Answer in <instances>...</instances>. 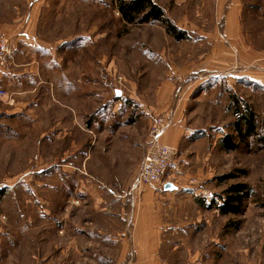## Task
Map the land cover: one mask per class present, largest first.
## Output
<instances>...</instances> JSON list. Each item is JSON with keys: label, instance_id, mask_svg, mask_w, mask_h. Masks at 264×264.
<instances>
[{"label": "rangeland", "instance_id": "rangeland-1", "mask_svg": "<svg viewBox=\"0 0 264 264\" xmlns=\"http://www.w3.org/2000/svg\"><path fill=\"white\" fill-rule=\"evenodd\" d=\"M220 1L180 0L179 6L176 0H161L175 20L185 13L187 24L201 31L215 27L222 9ZM245 3H240L239 10L249 4L251 8L247 10L250 13L245 9L244 15L239 13V35L234 40L240 49L245 44L251 48L244 51L245 65L238 66L239 70L258 64L264 58V0H245ZM42 15H51L57 23L58 28L52 36H58L59 42L69 41L77 34H88L83 53L78 52V48L67 50L63 47L65 50H59L58 55L59 71L64 68L72 78L80 74L78 62L81 57L84 56V60L88 58L89 65H84V72L89 69L90 103L87 131L72 133L71 123L65 115L59 117V129L53 133L51 141L41 139L49 133L34 134L35 138L38 137L37 143L47 148L52 145L58 155L57 161L62 163L60 161L71 147V141H79L81 133L86 134L89 147L94 152L90 164L93 173L86 176L92 187H102L103 179L98 176H111L113 171L106 174L98 172V150L102 164L108 161V166L123 165L122 170L124 174L127 171L130 181L127 186H132L147 151L152 128L148 113L153 111L155 116H171L173 123L167 132L181 119L184 127L175 129L181 137L175 145L177 147L173 148L176 154L164 178L166 184H173L176 190L170 193L173 196L170 200L164 201L167 210H162L163 218L157 208L154 218L157 220L159 215V219L169 227L186 226L192 222L198 224L178 230L176 235L164 236L176 242V246L170 247L177 249L169 260L162 256L159 264H264V85H251L245 83L246 80H240L242 84L238 81L233 83L227 78L206 84L199 80L172 84L169 73L172 67L177 69L178 50L187 48L191 55L194 54V60H198L196 55L209 51L208 41L212 38L178 42L168 35L162 24H127L117 9V0H47ZM260 52L262 54L258 57ZM234 97L239 105L233 104ZM64 104L59 103V112L68 111L72 115V110ZM243 104L254 111L258 134L246 142L236 138L237 148L226 151L220 146V138L227 134L235 135L233 125L238 120L235 112L238 106L243 108ZM160 109L163 111L159 112ZM25 124H29V120L20 118L16 130L20 128L22 131ZM198 131L200 133H196ZM14 134L8 133L7 137H14ZM166 134L162 139L164 146ZM29 135L20 133L15 138L24 139ZM113 142H118L114 145L116 148H111ZM122 142L129 143L130 148H122L119 145ZM101 144L103 147L99 149ZM40 149L43 150L42 147ZM110 151L112 153L107 157ZM46 155L42 164L34 162L27 168L35 172L46 170L44 162L50 158L49 154ZM64 165L57 168L58 174L54 178L48 175V170L35 175L32 180L0 181L4 184L19 183L18 187H26L30 195L22 193L25 195L23 212L19 209L22 205L18 203L22 191L16 195L12 188L0 186V189H5L0 196V264H144L136 260H115V256L107 251L111 247L100 245L103 236L99 234L103 229L99 231L89 219H85L82 211L76 209L82 202L73 205L71 195L67 194V190L75 192L82 187L84 175L75 178L74 182L67 181ZM230 173L236 178L225 183L217 180ZM104 179L106 184V179L112 181ZM234 184H245L250 189L241 215L222 216L217 210L198 204V199L209 204ZM149 187L161 191L165 188ZM28 201L35 208L29 206ZM38 202L42 208H37ZM123 221H115L116 228L104 231L121 241H128L133 229H126L127 223ZM94 222L103 221L97 219Z\"/></svg>", "mask_w": 264, "mask_h": 264}, {"label": "crops", "instance_id": "crops-1", "mask_svg": "<svg viewBox=\"0 0 264 264\" xmlns=\"http://www.w3.org/2000/svg\"><path fill=\"white\" fill-rule=\"evenodd\" d=\"M45 2L47 0H0V40H8L11 46L10 55L5 64L0 66V87L6 90L12 98L10 103L0 102V181L9 182V180L17 179L22 182V179L25 178L32 180L35 175L46 173L48 170L50 171L48 175L54 178L58 174L57 168L65 164L63 171L67 181L74 182L75 178L82 177L81 174L84 175L81 179L84 180L81 188L78 187L75 192L67 190V194L71 195V202L73 205L76 202H82L76 206L79 207L76 209H80L84 218L89 219L99 231L103 229L100 234L98 233L103 236V240H100L99 243L104 248L111 247H108L107 251L110 255L115 256V260H136L137 262H144V264H150V262L159 264L164 255V260H169L171 254L177 249V247L171 248L170 245L176 246L177 243L164 236L176 235L178 230H184L187 226L195 227L198 224L192 222V224L187 223L186 226L169 227L168 224L165 226L166 223L159 219V215L155 220V209L157 208V212H161L160 214L164 208L167 210L164 201L173 197L170 194L173 191H166L165 188L161 191L147 186L138 194L131 193L129 190L131 184L127 186L130 181L126 176L127 171L124 174L122 170L123 165L109 164L110 168L106 164L108 161L105 159V153L103 156L104 162H106L102 164L100 162V160L102 161L100 150H98V172L106 174V172L113 171H111V176L98 177L103 180L109 178L112 181L106 179L108 183L106 184L105 181L99 179L103 182V184L100 183L102 187L97 189L92 187L86 176L93 173L90 164L94 152L89 147V136L86 134L81 133V140L79 141L77 139L71 141V147L67 149L66 156L60 161L62 163L57 161L58 155L52 145L47 148V146H40V143H37L38 137L35 138L34 134L49 133V136L45 135L41 139H47L50 142L54 136L53 133L59 129V117L65 115L71 123L72 133L79 134L80 130L82 132L87 131L86 123L90 103L89 69L84 72V65H89L88 58L84 60V56L81 57L78 62L80 74L72 78L69 76L71 74H68L64 68L59 71L58 55L61 49L63 51L78 48V52L84 51L86 48L84 41H86L88 34H77L69 41L59 42L58 36L55 34L52 36V32L58 28L57 23L52 20L51 15L45 17L42 15ZM154 2L165 10L167 16L179 29L188 32L191 38L202 39V41H208L209 38H212L208 41L209 51L206 54L196 55L198 60H194V54L191 55L187 48L178 50L177 69L176 66L175 68L172 67L171 73H169L172 84L189 83L197 80L206 84L227 78L233 83L237 81L241 83L240 80H246L245 83L248 82L251 85H264V66L258 65L260 63L264 65L262 63L264 58H261V61L257 62L258 64L245 66L242 70L238 69V66L245 65L244 51L247 52L251 48L247 44L241 45V51L238 43H236L237 40H234L239 35L237 32L239 13L243 14L244 9L246 13H250L247 10L251 8L249 4L239 10L240 3H245V0L220 1L221 14L217 16L215 27L212 26L209 31L190 27L187 24L188 20L185 13L181 15L182 18L175 20L165 3H162L161 0H154ZM176 4L181 6L180 0H176ZM188 53L190 54L187 55ZM261 54L262 52L259 53L258 57ZM236 73L239 75L237 76ZM60 102L65 103L64 105L70 108L73 114L71 115L68 111L59 112ZM161 111L163 110L160 109L159 112ZM152 113L154 112L152 111ZM20 118L29 120V124L23 125L22 131H19L20 128L19 130L15 128ZM178 122V125L173 126L167 132L164 138L166 146L177 147L175 145L179 143L181 135L175 129L179 130V128L184 127L181 119L180 121L178 119ZM7 126L10 127L9 130ZM8 133L16 134L13 135L14 137L8 138ZM20 133L30 135L24 139H16L15 137ZM196 133H200V131ZM117 144L118 142H113L111 148H116L114 145ZM119 145L126 150L130 148V144L126 142L119 143ZM102 147L101 144L99 149ZM110 153L112 152L110 151L107 157H110ZM46 154H49L50 157L48 161L44 162L47 167L46 170L40 169L35 172L27 168L34 162L37 165L42 164ZM129 169L127 168V170ZM19 185V183H0V186L12 188V192H15L16 195L22 191L18 203L22 205L19 209L24 212L25 195L22 193L25 192L28 196L29 190L26 187H18ZM4 190L0 189V196L4 194ZM197 195L195 194V196ZM199 201L206 202L204 199H198V204ZM28 204L35 208V205L30 201ZM42 207V204L37 205L38 209ZM67 211L69 212V210ZM161 218H163V214ZM97 219L103 222L97 224L94 222ZM23 220L21 219L22 222ZM115 221H123L127 223L126 229H133V234L132 232L129 233L128 241H121L117 236H113L114 234L104 231L116 228ZM10 225L14 229L13 225ZM153 229H157V231ZM119 245L120 247H117ZM102 251L100 249V253Z\"/></svg>", "mask_w": 264, "mask_h": 264}, {"label": "trees", "instance_id": "trees-1", "mask_svg": "<svg viewBox=\"0 0 264 264\" xmlns=\"http://www.w3.org/2000/svg\"><path fill=\"white\" fill-rule=\"evenodd\" d=\"M117 9L122 20L127 24H162L168 35L176 41L182 42L192 39L188 32L179 29L173 23L165 10L154 0H117ZM233 99L235 100L233 104L239 105L238 99L236 97ZM243 105V108L238 106L235 112V116L238 118L233 125L235 135L227 134L220 138V146L226 151H233L237 148L236 138L246 142L250 137H255L258 134V121L254 111L250 106ZM234 178H236L235 175L230 173L218 177L217 180L220 183H225ZM249 191V187L245 184H234L228 187L222 196H217V199H213L209 204L199 201V205L206 209L217 210L222 216H238L243 213V206Z\"/></svg>", "mask_w": 264, "mask_h": 264}, {"label": "built area", "instance_id": "built-area-1", "mask_svg": "<svg viewBox=\"0 0 264 264\" xmlns=\"http://www.w3.org/2000/svg\"><path fill=\"white\" fill-rule=\"evenodd\" d=\"M10 53L9 41L3 39L0 41V66L5 64ZM11 100V95L0 87V101L10 103ZM148 119L151 121L152 128L147 143V151L132 183L131 193L141 191L145 186H165L164 178L176 154L173 148L162 144L164 135L173 123L171 116L159 117L150 112Z\"/></svg>", "mask_w": 264, "mask_h": 264}, {"label": "water", "instance_id": "water-1", "mask_svg": "<svg viewBox=\"0 0 264 264\" xmlns=\"http://www.w3.org/2000/svg\"><path fill=\"white\" fill-rule=\"evenodd\" d=\"M175 189H176V187L173 184H171V183H168V184L165 185V190L166 191H174Z\"/></svg>", "mask_w": 264, "mask_h": 264}]
</instances>
